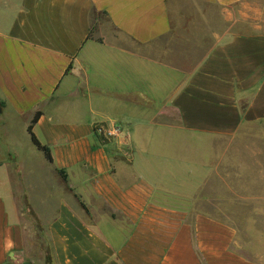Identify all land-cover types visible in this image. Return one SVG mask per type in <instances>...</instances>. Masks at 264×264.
<instances>
[{"label": "crops", "instance_id": "obj_1", "mask_svg": "<svg viewBox=\"0 0 264 264\" xmlns=\"http://www.w3.org/2000/svg\"><path fill=\"white\" fill-rule=\"evenodd\" d=\"M202 35L190 72L159 53ZM0 107V264H264L197 208L220 138L264 125V0H0Z\"/></svg>", "mask_w": 264, "mask_h": 264}, {"label": "rangeland", "instance_id": "obj_2", "mask_svg": "<svg viewBox=\"0 0 264 264\" xmlns=\"http://www.w3.org/2000/svg\"><path fill=\"white\" fill-rule=\"evenodd\" d=\"M95 24L92 39L130 45L127 39L111 29L103 15L96 17ZM190 43L189 37L176 36L166 46L163 43L159 53L165 54L169 64L190 72L207 52L212 40L209 35H202L194 37V42ZM102 133L103 139L111 138L106 137V132ZM220 140L223 143L219 144L215 170L203 187L208 200L197 202V208L205 210L206 204L209 212L212 203L213 217L238 226L239 235L246 240L247 255L264 263V125L244 127L237 135ZM43 251L46 252L45 247ZM34 262L41 264L38 258Z\"/></svg>", "mask_w": 264, "mask_h": 264}, {"label": "clouds", "instance_id": "obj_3", "mask_svg": "<svg viewBox=\"0 0 264 264\" xmlns=\"http://www.w3.org/2000/svg\"><path fill=\"white\" fill-rule=\"evenodd\" d=\"M108 135L113 136V137H117V138H122L123 133H120L117 128L115 127V122L114 121H110L109 123V128H108ZM13 242L11 240H6L5 241V247L6 248H11L13 247Z\"/></svg>", "mask_w": 264, "mask_h": 264}, {"label": "trees", "instance_id": "obj_4", "mask_svg": "<svg viewBox=\"0 0 264 264\" xmlns=\"http://www.w3.org/2000/svg\"><path fill=\"white\" fill-rule=\"evenodd\" d=\"M32 141H33V143L35 144V146L38 147L39 150H41V151H43V152L45 153L47 159L50 160L49 157H48V149L41 148V147L37 144V142H36V140L34 139V137H32Z\"/></svg>", "mask_w": 264, "mask_h": 264}, {"label": "built area", "instance_id": "obj_5", "mask_svg": "<svg viewBox=\"0 0 264 264\" xmlns=\"http://www.w3.org/2000/svg\"><path fill=\"white\" fill-rule=\"evenodd\" d=\"M117 130L119 131V129L117 128ZM107 133V135H108V132H106ZM110 136V135H109Z\"/></svg>", "mask_w": 264, "mask_h": 264}, {"label": "water", "instance_id": "obj_6", "mask_svg": "<svg viewBox=\"0 0 264 264\" xmlns=\"http://www.w3.org/2000/svg\"><path fill=\"white\" fill-rule=\"evenodd\" d=\"M0 113H1V107H0Z\"/></svg>", "mask_w": 264, "mask_h": 264}]
</instances>
